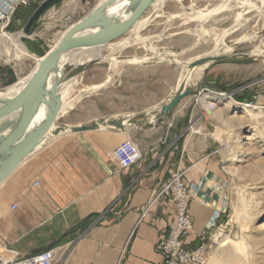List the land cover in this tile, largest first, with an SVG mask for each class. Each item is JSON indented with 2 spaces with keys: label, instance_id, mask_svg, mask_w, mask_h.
Listing matches in <instances>:
<instances>
[{
  "label": "crops",
  "instance_id": "1",
  "mask_svg": "<svg viewBox=\"0 0 264 264\" xmlns=\"http://www.w3.org/2000/svg\"><path fill=\"white\" fill-rule=\"evenodd\" d=\"M27 11L19 6L14 16L21 19ZM1 25L17 33L15 21ZM6 70L2 67L0 72V91L10 78ZM130 71L120 76L127 77ZM12 88L2 100L12 99ZM108 88L107 93L97 90L76 104L67 97L59 122L79 126L102 118L127 121L140 114H146L140 120L151 122L178 87L143 92L156 101L142 107L132 104L136 97L129 80L114 81ZM202 90L183 98L158 126L101 127L48 137L0 184V264H30L32 255L49 249L55 252L54 264H163L157 245L175 222L174 199L163 189L176 173H182L187 184L206 180L189 205L194 233L187 240L208 239L212 217L218 210L223 216L228 208L223 200L226 196L228 201V194L212 181L224 176L213 165L205 114L196 121ZM106 100L114 111L89 113ZM73 109L76 112L62 120ZM0 135L8 136L4 131ZM127 139L139 145L142 157L120 169L114 150Z\"/></svg>",
  "mask_w": 264,
  "mask_h": 264
},
{
  "label": "rangeland",
  "instance_id": "2",
  "mask_svg": "<svg viewBox=\"0 0 264 264\" xmlns=\"http://www.w3.org/2000/svg\"><path fill=\"white\" fill-rule=\"evenodd\" d=\"M43 1L31 0L29 7L23 6L28 11L21 17V24L15 29L16 32H22L32 13ZM96 1L66 0L58 4L46 13L35 33L36 37L44 38L45 41H57L68 26L90 11ZM227 1L229 0H165L158 8L159 17L153 19L146 28L136 31L137 26H128L130 28L109 39L118 45L133 37L141 41L124 48L118 46L114 53L115 59L120 62L112 65L105 58L113 50H103L99 55L104 60L83 71L73 85L69 99H74L76 104L85 95L98 92L97 90L107 93L109 85L114 81L126 79L132 83V91L136 97L132 104L142 107L156 101L149 99L148 94L142 95L143 92L155 88L170 90L178 87L185 64L188 65L195 57L222 55L228 56L229 60L254 59L250 63H208L209 68L192 72L189 83L194 90H201L199 86L205 82L210 90L228 94L223 97L206 90L204 97L196 103V121L205 114L213 165L227 180L228 194V208L218 227L212 231L207 264H264V114L255 126L249 122L250 117L245 109L227 108L229 99L249 100L264 107V55H258L256 48L261 47L264 42V16L253 15L252 12L247 14L253 15L247 21L246 15L235 24L238 12L247 13L251 11L248 5L263 4L260 0H246L229 8L230 10L219 12L205 23L193 17L196 11H207ZM75 5L76 8L72 10ZM237 6L240 7L236 8ZM153 11L152 6L136 21L146 19ZM225 31L222 39L232 47L227 52L218 50L216 45L219 34ZM152 47H156V50ZM24 48L28 56L15 60L3 56L0 65L4 69L14 68L19 76L28 74L38 65L39 57L29 52L25 46ZM129 56L153 58L138 64L122 62ZM125 70L131 71L127 77H121ZM161 73L164 74L162 79L158 77ZM100 83L104 87L89 90ZM108 105L109 100L103 101L100 107L90 109L89 113L102 115L114 111ZM73 112H76L75 109L70 110L62 120H66ZM195 128L199 130V127ZM217 233H222L227 238L220 242Z\"/></svg>",
  "mask_w": 264,
  "mask_h": 264
},
{
  "label": "water",
  "instance_id": "3",
  "mask_svg": "<svg viewBox=\"0 0 264 264\" xmlns=\"http://www.w3.org/2000/svg\"><path fill=\"white\" fill-rule=\"evenodd\" d=\"M64 1L66 0H44L32 13L22 29L20 39L24 46L29 52L41 58H46V60L41 66L42 73L38 81L27 86L9 102H4L0 99V131L8 134L7 137L0 135V184L50 136L57 135L63 131L80 132L101 127H114L119 130H125L128 125L143 126L146 129L158 126L167 119L168 114L183 98L195 92L193 85L187 79H184L169 102L161 107L151 122L140 120L146 117V114L128 118L127 121L126 119L111 120L102 118L79 126H71L59 122L64 105L62 96L64 85L74 75L93 65L109 39H113L116 33L130 28L128 26L139 19L156 0H132L133 6L128 15L114 12V5L118 0H110L102 7L91 11L68 26L59 43L50 49L46 41L37 38L35 33L41 26L46 13ZM92 29H98L96 37L100 40L92 53L93 56L89 60L73 63L69 58L70 56L73 58L77 53L75 48L80 40L77 36ZM211 60L213 62L210 65L230 62L250 63L254 61L252 58L229 60L228 56H219L215 59L206 56L188 64V71H194L196 67ZM1 71L2 66L0 65ZM6 74L10 76L5 82L6 87L19 81L13 68L7 69ZM199 87L206 88L205 82ZM217 91L214 90V92ZM42 106L45 107L44 117L36 122V116Z\"/></svg>",
  "mask_w": 264,
  "mask_h": 264
},
{
  "label": "bare ground",
  "instance_id": "4",
  "mask_svg": "<svg viewBox=\"0 0 264 264\" xmlns=\"http://www.w3.org/2000/svg\"><path fill=\"white\" fill-rule=\"evenodd\" d=\"M108 1H110V0H97L96 4L90 9L89 12H87V14L90 13L91 11H93V10H96V9L102 7ZM164 1L165 0H156L154 2V4L152 5L153 8H154V11H153V13L150 16H148L146 19H143V20H141L139 22L135 21L129 26H132V27L133 26H137L136 31H141L144 28H146L149 25V23L151 21H153V19L159 17L160 14L158 13V8L160 6H162V3ZM260 1L262 2L263 5H255V4L248 5L251 11H247V13L238 12L236 14L237 18L235 19L236 20L235 24H237L241 20V18H243V16H246L247 14H250L252 12L254 13L253 15L259 14V15H263L264 16V0H260ZM244 2H246V0H235V1L229 0L226 3H222V4L216 6V7L212 8V9H208L207 11H198V12L196 11L194 13L193 17L198 19V20H200L201 22L205 23V22H207V20L209 18H211L212 16L218 14L219 12H221L223 10H226V9H229V8H231L233 6L235 7L236 4L244 3ZM132 4H133L132 0H118V2L114 5L115 8L113 9V11L114 12H118V13H124V14L128 15L130 13V10H131L132 6H133ZM233 4H235V5H233ZM238 7H240V6H237L236 8H238ZM75 8H76V5L73 7L72 10H74ZM252 16H248L247 15L246 21ZM55 29H57V28H55ZM66 29H65V31H66ZM97 31H98V29H92V30L80 33L77 36L80 39L77 47L75 48L77 53H76V55L73 58L70 56V58H69L70 61H72L73 63H80V62L89 60L93 56L92 53L94 52L95 48L97 47V45L100 42V40L96 37ZM64 32H63V34H64ZM224 33H226V31L221 33V34H219V39L216 42V45L218 46V50H222V51H226L227 52V51L232 50V47L228 46L224 42V40L222 39L223 36H224ZM62 35L55 42L53 40L46 39V44L50 47V49L54 48L59 43ZM21 36H22V32L10 33V32L6 31V32H2L0 34V59L3 56H9V58L11 57V58H13L15 60V59H20V58H23V57L29 55L27 53L26 49L24 48L23 43L21 42V39H20ZM140 41H141L140 39L139 40H135V38L133 37V38H131L129 40L126 39V41H123L122 43H120L118 45L116 43L111 42V40H109L107 42L104 50L109 48L110 50L112 49L113 51L111 53H109L105 59H107V61H110L111 65L119 63L120 60L115 59L116 56H115L114 52H115L116 48H118V46L121 47V48H124L127 45H129L131 43H134V42L135 43H140ZM262 47L264 48V42L261 45V47H259V46L256 47L258 55H264V50H263ZM152 48H153V50H156V47H152ZM157 54H159V53H157ZM219 56H222V55H216V56L208 55V57L212 58V59H215L216 57H219ZM202 57H206V56L195 57V58H193L191 60L194 61V60H197V59L202 58ZM152 58H148L146 56H143V57H140V56H129L126 59H124L122 62H126V63H129V64H138V63L147 62L148 60H151ZM45 60H46V58L39 57L38 65H36V67H34V69H32L28 74L20 76L18 78L19 81L16 84L8 86V87H4V90L0 91V99L2 98L1 97L2 95H7L8 94L9 90H7V88H9V87H13L11 89L12 90L11 91V93H12L11 96L13 98L19 92H21L23 89H25L27 86H30L31 84H33L36 81H38L41 78V73H42L41 66L45 62ZM101 60H104V59H101V57L99 55L98 58L95 60V63L96 62H100ZM192 61H190V62H192ZM190 62H188V63L190 64ZM212 62H213V60H211L210 62H206L205 64H203L201 66L196 67L194 69L195 70L194 72H199L202 69H205L206 67L209 68L208 67V63H212ZM187 66L188 65L185 64V66L183 68L184 73H183V75H182V77L180 79L179 86H180V83L184 79H187L188 82H189V79L191 78V75H192L193 71H188V67ZM84 70H82L79 73H77L76 75H74L73 78L69 82H67L64 85V87L62 88V96H63V99H64V105H63L60 117H62L64 115L65 107H66V100H67V97L69 98L70 91L72 90L73 85L76 83L77 79L82 75ZM99 86L100 85L94 86L93 89L97 88ZM206 90L207 91L209 90L212 93H215L217 95H221L223 97H227V95H228L226 92H219V91L214 92L213 90H210L207 87L204 88L202 91H206ZM9 101L10 100L4 101V102H9ZM70 106L73 107V103L70 104ZM227 108L245 109L248 112V116L250 117V118L248 117L249 118V122L254 124L255 126H257V124L261 121L260 119L262 118V115L264 114V111H263L264 107L262 108V106L260 107L257 104H255V103H253L252 101H249V100L235 101V100L229 99V103L227 104ZM44 110H45V107L42 106L41 109H40L39 114L36 116V119H35L36 122L40 121L44 117ZM242 121L244 122L245 120H242ZM243 137H246V135H243ZM216 236H217V238L219 239L220 242L224 241L227 238V236H225L222 233H217Z\"/></svg>",
  "mask_w": 264,
  "mask_h": 264
},
{
  "label": "built area",
  "instance_id": "5",
  "mask_svg": "<svg viewBox=\"0 0 264 264\" xmlns=\"http://www.w3.org/2000/svg\"><path fill=\"white\" fill-rule=\"evenodd\" d=\"M31 0H0V25H9L15 21L21 24V19L15 17L14 13L19 6L29 7ZM5 30V26H2ZM6 31V30H5ZM142 157L139 145L132 139H127L119 144L114 150V159L120 169H127L136 164ZM218 188H226L227 180L225 177H214L212 180ZM206 186L205 178L198 183L187 184L182 173H176L173 178L165 184L164 191L172 194L175 205V222L161 237L157 249L163 257V264H207L210 256V240L202 239L199 243L188 241L187 238L194 233V221L189 214V205L195 192L202 190ZM227 206V197H223ZM206 202V200H204ZM152 203L147 205L142 218L146 216ZM14 208L16 205L13 206ZM222 218V211L218 210L210 221L213 230L218 227ZM54 250H44L32 255L27 262L30 264H54Z\"/></svg>",
  "mask_w": 264,
  "mask_h": 264
}]
</instances>
